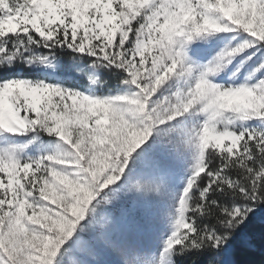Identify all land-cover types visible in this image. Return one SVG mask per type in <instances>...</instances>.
I'll list each match as a JSON object with an SVG mask.
<instances>
[{"label": "snow or ice", "instance_id": "obj_1", "mask_svg": "<svg viewBox=\"0 0 264 264\" xmlns=\"http://www.w3.org/2000/svg\"><path fill=\"white\" fill-rule=\"evenodd\" d=\"M0 264H264V0H0Z\"/></svg>", "mask_w": 264, "mask_h": 264}, {"label": "trees", "instance_id": "obj_2", "mask_svg": "<svg viewBox=\"0 0 264 264\" xmlns=\"http://www.w3.org/2000/svg\"><path fill=\"white\" fill-rule=\"evenodd\" d=\"M242 260H244V259H250V257H247L246 255H244V254H241V257H240ZM252 259H259V256H257V257H254V258H252Z\"/></svg>", "mask_w": 264, "mask_h": 264}]
</instances>
